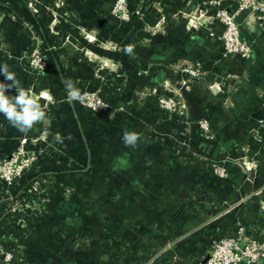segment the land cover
<instances>
[{
	"label": "crops",
	"instance_id": "crops-1",
	"mask_svg": "<svg viewBox=\"0 0 264 264\" xmlns=\"http://www.w3.org/2000/svg\"><path fill=\"white\" fill-rule=\"evenodd\" d=\"M202 1L155 0L154 9L172 16ZM221 1L238 8L237 0ZM114 2L0 0V68L42 94L48 117L30 131L34 147L43 144L40 175L28 169L10 190L0 182V238L8 234L23 249L10 264H200L238 222L264 238V19L250 10L237 16L253 43L250 60L222 55V27L215 36L192 34L173 18L149 24L155 32L146 23L149 35L127 55L114 33L135 15L110 14ZM137 3L129 0L130 8ZM34 43L48 54L44 73L30 65ZM198 61L204 77L173 69ZM69 78L81 91L102 84L115 111L94 115L70 102L62 83ZM168 84L183 88L186 127L170 128L150 110L153 91ZM203 117L209 139L197 126ZM125 131L139 134L136 147L125 146ZM24 136L0 115V162ZM205 158L226 164L229 175L210 173ZM11 195L43 208L12 221Z\"/></svg>",
	"mask_w": 264,
	"mask_h": 264
},
{
	"label": "built area",
	"instance_id": "built-area-1",
	"mask_svg": "<svg viewBox=\"0 0 264 264\" xmlns=\"http://www.w3.org/2000/svg\"><path fill=\"white\" fill-rule=\"evenodd\" d=\"M237 1L238 8L234 12H230V10L223 7L221 0H203L189 13L177 11L172 14V18L184 22L187 30L193 34L205 29L209 32L210 36H215L214 27H222V55L224 57L240 56L245 60H250L253 55V43L242 38L237 16L244 11L250 10L257 14L259 18L264 19V0ZM156 4L153 0H138L135 8L131 9L129 0H115L110 14L125 20H129L132 14H135L140 19H144L146 11L154 8ZM166 22L167 15H161L158 25ZM145 28L155 32L157 26L151 27L146 25ZM30 65L38 73H44L48 68V56L39 45L31 49ZM173 69L176 72L187 75L189 78L204 77L207 73L201 61L183 65L177 64ZM97 78L103 79L102 75ZM187 82V80L184 81L185 84ZM103 88L104 86L101 84L98 89H85L81 91L85 95V98L80 103L88 107L96 115L102 112L111 113L116 109L103 97ZM152 95L155 96L159 107L164 112L169 115L176 114L186 119V121L189 120V107L183 94V88H172L168 84L162 90H154ZM197 126L205 139H209L212 136V126L208 118L203 117L199 119ZM160 137L162 138V135ZM27 139L28 137L24 136L22 143L9 156L5 157L0 164V182L8 190L14 185L16 179L23 176L28 169L38 164V150L34 148V150L30 151V148L25 145ZM34 140H37V138ZM183 144L188 145L186 141H183ZM204 162L209 171L214 175L220 178H225L229 175L226 164L211 159L208 160L207 158L204 159ZM34 191L38 194L41 190L37 188ZM9 198L12 203L9 207V213L13 217L15 216L18 221H22L30 215L36 217L43 208V205L41 207L38 204L36 198L33 201L25 203L13 195ZM241 202L243 201H239V206ZM7 247L5 240L0 238V264H10L18 260L23 253L22 248L17 247L9 250ZM241 262H245L246 264L264 263V238L248 232L246 225L238 222L235 234L216 239L213 242L211 256L200 264H238Z\"/></svg>",
	"mask_w": 264,
	"mask_h": 264
},
{
	"label": "clouds",
	"instance_id": "clouds-1",
	"mask_svg": "<svg viewBox=\"0 0 264 264\" xmlns=\"http://www.w3.org/2000/svg\"><path fill=\"white\" fill-rule=\"evenodd\" d=\"M127 54L133 53V46L125 48ZM0 74L4 80L0 81V115L22 134L32 131L36 125L42 124L48 117L43 106L39 102V95L31 89L20 86L14 73L8 71L7 67L0 68ZM70 102H82L85 95L75 85L72 79L62 80ZM15 91V95H9L10 91ZM57 141H61L59 135ZM125 146L136 147L141 137L136 132L125 131L123 134ZM62 142V141H61Z\"/></svg>",
	"mask_w": 264,
	"mask_h": 264
},
{
	"label": "trees",
	"instance_id": "trees-1",
	"mask_svg": "<svg viewBox=\"0 0 264 264\" xmlns=\"http://www.w3.org/2000/svg\"><path fill=\"white\" fill-rule=\"evenodd\" d=\"M155 1V0H153ZM134 9V8H132ZM135 15V14H133ZM160 17H161V14H157L156 13V10L154 8L152 9H148L146 11V15H145V18L144 19H140L138 16L135 15V17H133L130 21H127V22H122V26L116 30V32L114 33L116 38L118 39L119 42L122 43L123 45V48H124V51H125V48L127 46H133V49H135L136 47V44L140 41L141 38L143 37H146L149 35V33L147 31H145L144 29V25H146V23L149 24H155L156 21L159 19L160 20ZM172 16H167V20H171ZM184 23V22H183ZM185 25V24H184ZM186 27V26H185ZM190 32V31H189ZM191 33V32H190ZM198 33V32H197ZM193 34V33H192ZM36 46V44L34 43V45L32 47ZM32 47L30 48V51H29V55H30V52H31V49ZM41 48V47H40ZM42 51L44 50L43 48H41ZM45 51V50H44ZM45 53L47 54V52L45 51ZM125 54H127L125 52ZM48 55V54H47ZM128 55V54H127ZM50 65V60L48 59V67ZM48 70V68H47ZM46 70V71H47ZM146 71V67H144L142 69L141 72H144ZM40 75H44V74H40ZM99 79V78H97ZM101 86V84H99V86L95 87V88H90V90H95V89H98L99 87ZM104 88H103V92H104ZM102 92V95L103 97L112 104V106H114V101L106 96H104V93ZM153 104L150 106V110L151 112L153 113V115L157 118L159 117V120L158 121H162V123H164V121L168 122V126H170V128H175V126L177 124H181L183 126L186 125L185 121H184V118L182 117H179L178 115L174 114V115H169L167 114L166 112H164L158 105L157 101H156V98L155 96L153 95ZM115 108V106H114ZM91 113H93L95 115L94 112L91 111ZM101 115L103 114H107V112H102L100 113ZM186 127V126H185ZM199 128V127H198ZM203 135V134H202ZM19 145V140L16 141L14 143V145L12 146V150H11V153L13 152V150H15L17 148V146ZM184 145V144H183ZM186 145H184V148L186 149ZM10 153V154H11ZM9 154V155H10ZM8 155V156H9ZM7 157V156H6ZM211 159V158H209ZM41 157L38 158V164L35 166V167H32L30 168V174H35V176H39L40 175V171H41ZM204 162V160H202ZM205 163V162H204ZM1 164V162H0ZM210 172V171H209ZM26 173V172H25ZM24 173V174H25ZM212 173V172H210ZM213 174V173H212ZM12 188V187H11ZM15 218V219H14ZM12 221H16V217L14 216ZM9 227V226H8ZM15 229V228H14ZM13 229V230H14ZM5 240L6 244H7V248L10 250L12 249H15L17 248V242L13 239H9V235L6 234V237H1Z\"/></svg>",
	"mask_w": 264,
	"mask_h": 264
},
{
	"label": "rangeland",
	"instance_id": "rangeland-1",
	"mask_svg": "<svg viewBox=\"0 0 264 264\" xmlns=\"http://www.w3.org/2000/svg\"><path fill=\"white\" fill-rule=\"evenodd\" d=\"M29 59H30V55H29ZM30 133H31V135H28ZM24 135L28 137L27 143L25 145L30 148V151L31 150H34V148H37L38 149L39 146H41V147L43 146V144L41 143L39 146L37 145V147H34V144H37L38 140H34L35 138L33 137L32 132H29V133L24 134ZM20 143H22V138L19 139V144Z\"/></svg>",
	"mask_w": 264,
	"mask_h": 264
},
{
	"label": "water",
	"instance_id": "water-1",
	"mask_svg": "<svg viewBox=\"0 0 264 264\" xmlns=\"http://www.w3.org/2000/svg\"><path fill=\"white\" fill-rule=\"evenodd\" d=\"M193 78H195V77H193ZM196 79V78H195Z\"/></svg>",
	"mask_w": 264,
	"mask_h": 264
}]
</instances>
